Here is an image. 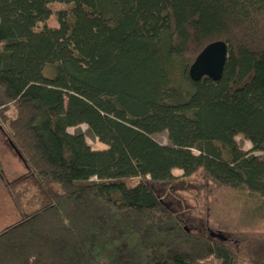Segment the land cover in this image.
Here are the masks:
<instances>
[{
    "label": "trees",
    "instance_id": "trees-1",
    "mask_svg": "<svg viewBox=\"0 0 264 264\" xmlns=\"http://www.w3.org/2000/svg\"><path fill=\"white\" fill-rule=\"evenodd\" d=\"M215 42L222 79L194 82ZM0 126L46 196L0 232V264H237L147 180L202 172L264 222V0H0Z\"/></svg>",
    "mask_w": 264,
    "mask_h": 264
},
{
    "label": "rangeland",
    "instance_id": "rangeland-1",
    "mask_svg": "<svg viewBox=\"0 0 264 264\" xmlns=\"http://www.w3.org/2000/svg\"><path fill=\"white\" fill-rule=\"evenodd\" d=\"M51 24L56 26L52 20ZM84 132L86 140L93 150H105L107 147L94 139L87 125L69 129L74 134ZM155 140L162 145H169L168 134L161 133ZM243 150L252 148L250 142L238 137ZM257 156H264L257 153ZM0 232L31 216L43 207L46 196L40 185L22 165L9 146L0 148ZM174 175L181 178L183 172L175 170ZM26 178V179H25ZM4 181L11 184V190L4 186ZM138 178L129 179V186H135ZM147 184L154 192L176 212L193 233L211 236L224 241L237 256V264H253L252 248L264 244V222L251 225L240 216L239 207L234 202L232 193L220 189L204 178L202 172L188 180H179L174 184H155L149 179Z\"/></svg>",
    "mask_w": 264,
    "mask_h": 264
},
{
    "label": "water",
    "instance_id": "water-1",
    "mask_svg": "<svg viewBox=\"0 0 264 264\" xmlns=\"http://www.w3.org/2000/svg\"><path fill=\"white\" fill-rule=\"evenodd\" d=\"M228 57L229 51L226 43L215 42L207 46L200 53V55L197 57L196 61L190 68L189 74L191 79L194 82H198L206 77L214 81H220L223 77ZM11 145L16 150L18 156L23 159V156L16 149L12 142Z\"/></svg>",
    "mask_w": 264,
    "mask_h": 264
},
{
    "label": "flooded vegetation",
    "instance_id": "flooded-vegetation-1",
    "mask_svg": "<svg viewBox=\"0 0 264 264\" xmlns=\"http://www.w3.org/2000/svg\"><path fill=\"white\" fill-rule=\"evenodd\" d=\"M4 146H9L10 149H12V151L14 152V154H16V156L18 157V159L20 160V162L22 163V165L28 171V174H27V177H26V178H28V176H30V171H29L28 166L26 165V163L24 162V160L21 159L18 156L16 150L12 147L11 140L8 137L7 131L2 126H0V148H2ZM0 172L2 173L1 168H0ZM0 176L3 177L2 175H0ZM4 186L7 187L9 190H11V184L10 183H7V182L4 181Z\"/></svg>",
    "mask_w": 264,
    "mask_h": 264
}]
</instances>
